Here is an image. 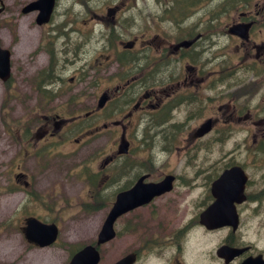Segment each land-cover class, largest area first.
Here are the masks:
<instances>
[{"label": "flooded vegetation", "instance_id": "af4514ba", "mask_svg": "<svg viewBox=\"0 0 264 264\" xmlns=\"http://www.w3.org/2000/svg\"><path fill=\"white\" fill-rule=\"evenodd\" d=\"M60 3L54 0L49 15L48 25L56 32L50 41L63 40L62 53L68 56L73 50L75 56L71 66L60 70L48 52V65L30 79L40 103L35 111L39 121L30 126L38 139H53L67 128L69 118L63 117L65 106L59 109V102L71 97L69 83L85 65L101 72L94 80L100 90L88 112H109L113 103L121 102L102 120V128L117 135L118 147L125 139L130 151L139 133L144 141L188 129L194 141L217 130L230 139L241 134L244 140L238 149L231 143L225 157L208 167L201 160L191 167V161L175 159L190 168L186 175L175 163L168 165L170 157L164 170L157 169L156 160H105L99 194L110 191L114 196L98 209H85V220L101 215L95 234L87 235L83 244L97 251L94 264H264V0H68L70 7L59 10ZM40 11L29 13L37 16ZM73 26L104 41L93 58L79 55L86 46L72 42L77 33ZM83 96L89 98L91 92ZM195 119L200 122L193 127ZM205 122L211 131L195 137ZM131 128L132 140L126 136ZM80 129L91 133L98 127ZM151 149L169 152L156 148L155 141ZM142 175L147 183L173 175L172 190L121 215L114 223L115 237L100 243L99 230L117 193L130 189ZM113 182L116 187L110 186ZM65 252L41 264H70L75 252Z\"/></svg>", "mask_w": 264, "mask_h": 264}, {"label": "rangeland", "instance_id": "374dc122", "mask_svg": "<svg viewBox=\"0 0 264 264\" xmlns=\"http://www.w3.org/2000/svg\"><path fill=\"white\" fill-rule=\"evenodd\" d=\"M30 1L3 0L4 10L0 13V43L12 52L13 72V83L9 86L0 79V264H14V261L22 255L23 260L28 257L32 263L41 264L52 259L50 257L55 254L53 248L40 250L24 243V235L21 231L24 216L39 215L47 221L57 219L62 226V240H66V242H62L63 245L65 244L66 254L72 251V248L74 250L76 246L86 242L87 220V225L91 228L90 233L96 232L101 215L90 216L85 220V214H83L85 207L82 208L81 206L82 202L90 199L92 192L99 189L102 191L101 177L99 176V181L95 184L86 182L76 175L77 171L73 169L76 166L73 165L80 159L87 158L86 161L93 162V171H98L100 164L114 153L117 143V135L105 130H100L99 134L92 135V133L90 136L84 134L86 129H83L82 133L76 131L82 126L102 127L104 115L110 114L112 108L120 104V101L113 103L109 112L95 114V117H89L84 124L69 126L70 133L59 131L57 137L59 144H52L51 140L38 142L35 129H32L27 138L20 143L23 129L15 127V125L23 124L24 128L30 126L31 122L36 121L37 118L39 121V115L34 111L40 104L36 99L37 85L34 83L31 85L30 79H34L37 71L46 68L49 61L48 52H53L55 65L60 70L64 66H71L75 56L73 50L68 56L62 53L61 42L63 40L54 37L55 41L53 43L50 41L51 36L56 35L54 29H51L52 24L40 26L36 23V14L32 12L24 14L22 12L23 6ZM60 2L59 10L64 5L68 6V0H60ZM72 30H76L74 26ZM76 31L77 33L72 36V42L75 44L79 42L86 46L79 55L81 58L85 56L86 59L93 58L97 52L95 48L102 47L104 41L101 40V37H97V40L96 36L84 35L82 31ZM86 40L88 43L85 42ZM74 46L72 45V48ZM90 48L91 52L88 54ZM75 72L78 76L69 83L73 88V93L70 98L62 99L58 108L61 109L62 106H65L68 116L74 114L82 118L84 113L89 111L93 105L92 96L94 92L98 91L97 89L100 90L94 80L101 76V72L99 69L90 71L89 67L85 65ZM240 76L239 73L235 78ZM86 82L88 83L85 84ZM100 85L103 89V84ZM20 91H24L25 94L20 95ZM14 92L18 96L17 99L12 94ZM85 92H91V96L84 98ZM43 103H41L42 108L44 107ZM28 110L30 111L28 112ZM9 118L13 122V127L7 126L5 123L8 122L6 119L9 120ZM197 122L200 120L195 119L190 125L194 127ZM134 130L131 128L127 132V137L130 140H132ZM191 131L188 129L174 137L171 134L148 136L145 142L142 141L145 135L139 133L136 138L133 137V152L127 159L133 160L137 164L149 162L150 158L154 159L157 162L158 170L166 169L164 164L169 157L172 159L169 160L168 165H173L175 159L181 158L191 161V167H195L200 160L204 161L208 167L212 161L225 157V153L232 148L231 143L234 142L236 149H238L239 145L244 142L241 134H236L233 139H230L224 135L222 130L215 131L213 135L207 136L203 141H194L190 136ZM220 136L226 137L219 140ZM175 138L176 140H174ZM75 139H78L79 142L75 143ZM152 141H155L156 148L161 146L163 149L165 145L169 152L166 153L164 150L153 151L151 149ZM85 143H87V147L89 146L86 149ZM173 143L179 147H172ZM219 143L230 145L223 148ZM41 144H46L49 150H53L55 153L50 154L51 157L47 156V158L30 156L25 166L18 165V159L24 154H28L25 151L26 148L34 150L37 145ZM44 148L47 147L42 149ZM54 156H57L56 160L52 159ZM129 160L128 162H130ZM173 167L185 175L187 170L191 171L190 168L186 170V167H182L179 162H176ZM20 173H25L26 177L16 179V175ZM13 177L14 189L13 192H9V181L13 182ZM31 178L34 180V185L31 184ZM26 181H28V186L25 185ZM110 186L116 187L117 184L113 182ZM24 187L29 192L28 197L23 193ZM110 196L111 193L108 191L105 197ZM140 213L141 210H138L134 215ZM17 264L23 263L18 261Z\"/></svg>", "mask_w": 264, "mask_h": 264}, {"label": "water", "instance_id": "95a60500", "mask_svg": "<svg viewBox=\"0 0 264 264\" xmlns=\"http://www.w3.org/2000/svg\"><path fill=\"white\" fill-rule=\"evenodd\" d=\"M54 0H39L27 6L24 11L28 12L35 9H40V14L38 16V23H42L47 21L52 8H53ZM1 11V9H0ZM10 52L6 49H2L0 47V76L5 80L9 77L10 72ZM100 104H103V99ZM208 128L200 129L197 133L198 135H202L207 131ZM123 150L126 151L127 145H123ZM171 178L167 179L163 184L160 185H148L143 186H135L130 191L124 192L118 196L117 202L114 208L111 211L110 217L107 220L106 226L108 227V232L104 239H108L112 236L111 229L112 223L116 219L118 215L121 213L135 207L139 204L138 202V191H144L147 199H151L154 195L161 194L170 189ZM28 227L25 228L26 236L29 240L35 241L40 245H47L51 243L55 239L56 230L53 226H45L40 222L31 219L27 222Z\"/></svg>", "mask_w": 264, "mask_h": 264}, {"label": "bare ground", "instance_id": "6f19581e", "mask_svg": "<svg viewBox=\"0 0 264 264\" xmlns=\"http://www.w3.org/2000/svg\"><path fill=\"white\" fill-rule=\"evenodd\" d=\"M198 185H199V183H198Z\"/></svg>", "mask_w": 264, "mask_h": 264}]
</instances>
